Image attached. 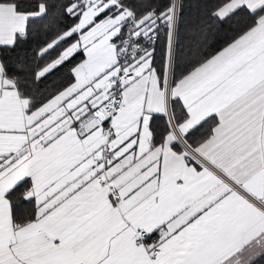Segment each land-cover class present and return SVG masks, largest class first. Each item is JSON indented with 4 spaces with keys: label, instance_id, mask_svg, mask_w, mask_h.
Returning <instances> with one entry per match:
<instances>
[{
    "label": "snow or ice",
    "instance_id": "1",
    "mask_svg": "<svg viewBox=\"0 0 264 264\" xmlns=\"http://www.w3.org/2000/svg\"><path fill=\"white\" fill-rule=\"evenodd\" d=\"M0 264H264V0H0Z\"/></svg>",
    "mask_w": 264,
    "mask_h": 264
},
{
    "label": "trees",
    "instance_id": "2",
    "mask_svg": "<svg viewBox=\"0 0 264 264\" xmlns=\"http://www.w3.org/2000/svg\"><path fill=\"white\" fill-rule=\"evenodd\" d=\"M155 3L163 4L167 0H154ZM212 2V0H182L183 3V16L185 20L194 19L202 11V6L204 3ZM183 34V33H182ZM44 39L43 33L30 40L27 48L29 49V58H31V52L34 49H37ZM160 45H157V56H159ZM10 55V54H9ZM55 55V53H53ZM79 60V57H77ZM66 74V68H60L58 71H54L52 75L49 76L48 80L41 85V89L44 90L47 87L48 90H51L60 80L64 78Z\"/></svg>",
    "mask_w": 264,
    "mask_h": 264
}]
</instances>
